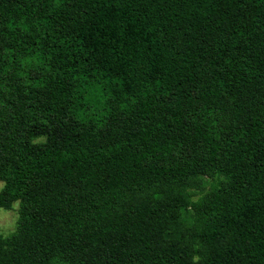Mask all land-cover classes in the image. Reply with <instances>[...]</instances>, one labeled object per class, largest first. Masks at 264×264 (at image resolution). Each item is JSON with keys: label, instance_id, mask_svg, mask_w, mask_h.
Wrapping results in <instances>:
<instances>
[{"label": "trees", "instance_id": "obj_1", "mask_svg": "<svg viewBox=\"0 0 264 264\" xmlns=\"http://www.w3.org/2000/svg\"><path fill=\"white\" fill-rule=\"evenodd\" d=\"M0 264H264V0H0Z\"/></svg>", "mask_w": 264, "mask_h": 264}, {"label": "rangeland", "instance_id": "obj_2", "mask_svg": "<svg viewBox=\"0 0 264 264\" xmlns=\"http://www.w3.org/2000/svg\"><path fill=\"white\" fill-rule=\"evenodd\" d=\"M3 187V183L0 182V190ZM18 208L19 204L15 203L12 210L0 211V234L4 236L10 235L16 230L18 221Z\"/></svg>", "mask_w": 264, "mask_h": 264}]
</instances>
